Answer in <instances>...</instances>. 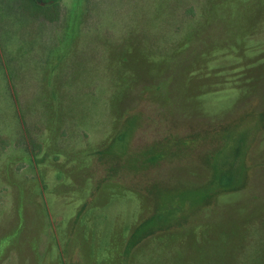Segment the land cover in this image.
<instances>
[{
    "label": "rangeland",
    "instance_id": "1",
    "mask_svg": "<svg viewBox=\"0 0 264 264\" xmlns=\"http://www.w3.org/2000/svg\"><path fill=\"white\" fill-rule=\"evenodd\" d=\"M35 1L0 0V264H264V0Z\"/></svg>",
    "mask_w": 264,
    "mask_h": 264
},
{
    "label": "trees",
    "instance_id": "2",
    "mask_svg": "<svg viewBox=\"0 0 264 264\" xmlns=\"http://www.w3.org/2000/svg\"><path fill=\"white\" fill-rule=\"evenodd\" d=\"M20 1H21L20 7H21V10H22V7L24 8L25 5L23 4V0H20ZM26 2L35 3L36 1L35 0H26ZM22 12H26V11L22 10ZM28 16L31 17L30 15H28ZM37 17H40V16L38 14L34 13V18H37Z\"/></svg>",
    "mask_w": 264,
    "mask_h": 264
}]
</instances>
